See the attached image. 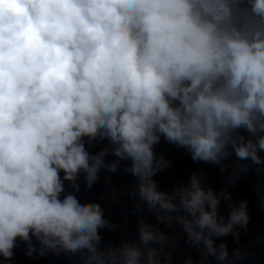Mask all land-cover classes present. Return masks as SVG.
Returning <instances> with one entry per match:
<instances>
[{
	"label": "clouds",
	"instance_id": "9594fccd",
	"mask_svg": "<svg viewBox=\"0 0 264 264\" xmlns=\"http://www.w3.org/2000/svg\"><path fill=\"white\" fill-rule=\"evenodd\" d=\"M162 138L230 170L224 187L200 169L160 190L154 177L171 166L155 151ZM261 153L264 0H0L3 261L22 243L29 258L173 264L183 241L199 257L183 264H243L255 253L216 241L248 231V201L229 187L264 175ZM101 170L135 180L134 239L105 241L100 230L119 225L77 195L81 175L91 189Z\"/></svg>",
	"mask_w": 264,
	"mask_h": 264
},
{
	"label": "water",
	"instance_id": "95a60500",
	"mask_svg": "<svg viewBox=\"0 0 264 264\" xmlns=\"http://www.w3.org/2000/svg\"><path fill=\"white\" fill-rule=\"evenodd\" d=\"M106 145L107 141L103 143L94 142L91 150L94 152L99 151ZM155 151L158 155L162 154L166 160L171 162L170 167L154 177L159 189L165 192L171 191L181 182L186 183L190 174L200 169L205 171L210 186L216 191L224 187L225 177L230 175V170L221 173L213 165L193 162L183 149L168 144L163 138L161 143L155 146ZM261 155H264V153H261ZM105 159L110 162L115 158L109 155ZM232 160L235 161V156H233ZM99 176V181L91 189H88L81 175L78 181L80 183V191L77 195L84 201L100 203L104 216L111 223L119 225L118 229L111 232L107 229L100 230L103 239L119 244L124 240L136 238L138 217L130 214L134 202L127 195L135 184L134 178L130 174H124L122 171L113 174L106 170H101ZM65 186L68 191L72 190L67 183ZM113 189H115V195L120 199L119 203L112 198L111 192ZM229 191L232 193L235 203L238 204L239 201L244 199L248 201V214L251 219L248 231L240 230L239 244L233 240L231 235L218 239L216 243L226 242L230 254L236 248L254 252L255 255L244 261L243 264H264V210L261 208L262 198H264V175L258 178L254 171L242 174L236 184L229 187ZM221 211L227 216L228 210L223 204L221 205ZM33 243H36L35 240ZM25 249L26 246L21 243L20 247L14 249V258L11 261H3L0 258V264H78L77 258L65 256L64 254L56 256L50 253L43 258H29L24 254ZM189 255L198 261L199 257L196 251L187 248L181 241L180 249L174 255L173 264H183V260Z\"/></svg>",
	"mask_w": 264,
	"mask_h": 264
}]
</instances>
